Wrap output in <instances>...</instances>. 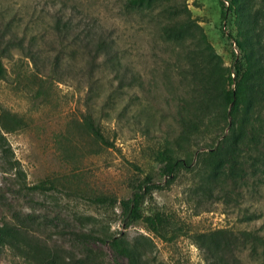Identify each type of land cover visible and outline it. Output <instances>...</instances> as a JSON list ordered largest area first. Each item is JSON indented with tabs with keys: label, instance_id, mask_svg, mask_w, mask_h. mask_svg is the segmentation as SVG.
I'll return each instance as SVG.
<instances>
[{
	"label": "rangeland",
	"instance_id": "374dc122",
	"mask_svg": "<svg viewBox=\"0 0 264 264\" xmlns=\"http://www.w3.org/2000/svg\"><path fill=\"white\" fill-rule=\"evenodd\" d=\"M123 1L0 0V24L11 25L23 48H12L2 60L0 112L8 111L23 126L0 140V225L27 231L30 245L50 256L31 257L22 243L18 250L0 245V264H50L52 258L68 263L84 258L88 250L107 262L127 264L97 239L113 235L142 242L149 264H205L195 235L217 229L264 233V166L254 168L253 154L244 146L232 174L225 167L212 195L198 189L203 178L198 157L222 146L225 122H207L190 140L180 141L189 166L170 181L159 176L152 158L165 147H176L191 96L190 67L181 47L163 41L159 9L128 13ZM187 5L223 66L231 67L232 45L225 37L228 27L221 29L218 0H188ZM57 17L67 23L59 38L53 34ZM87 33L96 39L102 33L111 43L109 54L117 56L132 88L118 81L115 59L90 62L83 51ZM234 56L239 58L238 50ZM86 116L101 127L109 145L82 129ZM256 126L263 136L264 110ZM7 160L23 179L8 170ZM146 176L158 188L145 195L142 213H160L184 233L170 243L141 222L129 223L120 208L119 201L128 200ZM42 181L53 182L58 190H26ZM95 196L117 202L107 206L87 200ZM245 210L247 216L253 213L251 220ZM90 232L94 237L86 241L79 236ZM240 259V264H260L246 251Z\"/></svg>",
	"mask_w": 264,
	"mask_h": 264
},
{
	"label": "trees",
	"instance_id": "16d2710c",
	"mask_svg": "<svg viewBox=\"0 0 264 264\" xmlns=\"http://www.w3.org/2000/svg\"><path fill=\"white\" fill-rule=\"evenodd\" d=\"M188 0H124L123 9L128 13L149 14L159 9L158 16L162 17L158 31L163 41H169L181 47L187 61L190 77L188 90L191 92L189 102L186 103V114L181 131L176 140V147H165L155 153L152 160L158 167L159 176L168 181L180 169L189 166L190 162L183 159L180 141L190 140L192 134L198 132L201 126L210 121L225 122L228 133L223 139L221 147H211L210 152L202 153L198 157L203 174L198 189L212 195L218 179L228 173L232 174L233 164L243 154L244 146L253 154L255 164L264 166V135L256 126L264 110V0H218L220 6L219 20L222 31L228 27V35L232 45L233 57L231 67H224L221 56L218 55L207 40L202 27L191 16L187 5ZM227 3V5L225 4ZM67 23L57 17L54 21L53 34L58 38L67 31ZM2 27V28H1ZM17 32L11 25L0 24V81L4 80V66L2 60L7 58L12 48H21ZM83 51L95 64L100 57L115 63L114 72L118 74V81L126 88H132L131 83H125V73L119 67L117 56H111V43L99 35L85 34ZM189 43L191 47H185ZM239 51V58L234 54ZM236 51V52H235ZM233 52V53H232ZM33 59V54L28 53ZM58 58L55 57V61ZM122 74L124 77L120 76ZM132 79V78H131ZM21 119L8 113L0 112V140L3 134L22 129ZM82 129L99 144L109 145L101 127L95 123L92 116H86L82 122ZM8 170H15L17 179L22 178L11 160L6 162ZM225 164H228L227 166ZM23 179V178H22ZM158 186L152 183L150 176L133 187L128 200H120L119 205L125 219L129 223L141 222L145 228L158 239L170 243L177 236L184 234L181 229L169 226L167 219L160 213L144 215L141 206L145 195ZM29 192L57 191L51 181H42L30 187ZM226 196H223L225 198ZM96 205L114 206L116 199L109 196H95L87 199ZM248 211H244L247 219H252ZM255 218V217H254ZM253 218V219H254ZM28 232L22 228L14 229L7 223L0 225V245L11 248L20 247L19 243L29 246L27 255L43 260L50 256L45 251H38L27 240ZM82 240L93 238L90 233H79ZM107 245L116 258L125 259L127 264H149L147 254L144 253L143 243H131L122 236L97 237ZM148 245V240L143 239ZM200 250L205 264H240L241 253L246 251L253 260L264 264V233L256 230L217 229L200 233L193 238ZM32 248H34L32 250ZM33 251V252H32ZM36 258V257H35ZM50 264H120L107 262L98 253L88 250L85 257L68 263L50 260Z\"/></svg>",
	"mask_w": 264,
	"mask_h": 264
},
{
	"label": "built area",
	"instance_id": "2783aa9c",
	"mask_svg": "<svg viewBox=\"0 0 264 264\" xmlns=\"http://www.w3.org/2000/svg\"><path fill=\"white\" fill-rule=\"evenodd\" d=\"M225 4L227 5V3L225 2ZM236 52V51H235Z\"/></svg>",
	"mask_w": 264,
	"mask_h": 264
}]
</instances>
